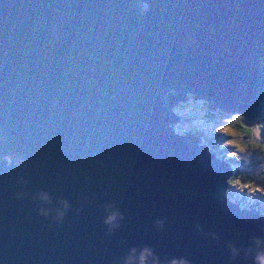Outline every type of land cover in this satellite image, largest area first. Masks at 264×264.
I'll return each mask as SVG.
<instances>
[{"label":"water","instance_id":"95a60500","mask_svg":"<svg viewBox=\"0 0 264 264\" xmlns=\"http://www.w3.org/2000/svg\"><path fill=\"white\" fill-rule=\"evenodd\" d=\"M261 63L264 0H148L145 10L137 0H0V151L26 164L0 169L5 264H113L142 243L227 264L191 226L239 245L264 234V219L222 199L225 166L171 135L160 97L190 90L210 108L264 119ZM15 175L73 210L95 199L57 227L12 198ZM105 203L126 216L113 237ZM160 217L164 232L152 229Z\"/></svg>","mask_w":264,"mask_h":264},{"label":"clouds","instance_id":"9594fccd","mask_svg":"<svg viewBox=\"0 0 264 264\" xmlns=\"http://www.w3.org/2000/svg\"><path fill=\"white\" fill-rule=\"evenodd\" d=\"M141 10L148 6V0H137ZM264 68V63L259 65ZM160 102L170 116L168 128L176 138H193L197 147L211 155L226 168L222 177L221 197L241 213H251L264 219V119L249 120L244 112L210 108L209 102L190 90L178 92L175 88L166 90ZM26 167L22 157L0 151V169ZM12 198L15 201L29 199L36 216L59 227L66 215L73 211L79 217L86 204L95 196L84 197L80 206L73 210L68 199L57 197L44 189L29 194L26 188L29 179L25 175L13 176ZM101 222L106 237H113L125 224V214L115 204L101 206ZM167 218L152 221L156 232L166 231ZM192 231L199 238L222 250L227 264H264V234L249 233L247 242L237 245L232 241H222L215 231H205L200 224H193ZM259 231L264 233V228ZM120 242H117L119 247ZM0 264L5 260L0 257ZM113 264H193L187 255L158 254L155 247L147 243L130 246Z\"/></svg>","mask_w":264,"mask_h":264}]
</instances>
